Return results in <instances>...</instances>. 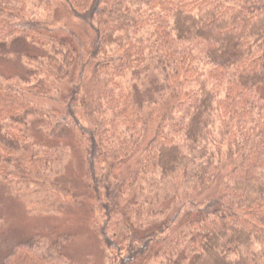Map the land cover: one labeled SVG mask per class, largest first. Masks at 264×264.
Wrapping results in <instances>:
<instances>
[{"label":"trees","instance_id":"trees-1","mask_svg":"<svg viewBox=\"0 0 264 264\" xmlns=\"http://www.w3.org/2000/svg\"><path fill=\"white\" fill-rule=\"evenodd\" d=\"M57 3L86 41L52 28ZM17 38L40 52L20 87L0 80V159L23 146L30 118L53 135L81 109L75 76L91 66L101 90L77 138L117 263L264 264V0H0V46ZM54 83L68 86L56 118L35 100ZM51 143L23 146L21 166L70 200ZM213 185L212 198H191ZM0 264L69 263L32 238L8 243Z\"/></svg>","mask_w":264,"mask_h":264},{"label":"rangeland","instance_id":"rangeland-1","mask_svg":"<svg viewBox=\"0 0 264 264\" xmlns=\"http://www.w3.org/2000/svg\"><path fill=\"white\" fill-rule=\"evenodd\" d=\"M48 18L53 29L64 28L69 31L74 42L83 43L89 37L87 27L71 17L68 9L61 3L55 4ZM34 51L40 52L24 38L12 39L0 46V80L10 79V84L20 87L23 71L32 67L28 57ZM75 84L86 89L78 99V104L83 105L81 109L70 115L66 114L67 119L58 124L53 135L49 134L52 132L51 128H44L43 124H46L47 119L41 121L30 118V133L23 144L24 147L37 148L56 142L63 149L66 157L58 181L73 193L72 197L67 200L63 191L57 189L53 194V189L49 186L40 190L32 185L33 182L44 187L43 182L32 180L27 174L28 171L21 166L20 153L23 146H17L14 155L7 156L10 161L0 159V260L8 243L35 238L57 248L69 264H118L117 256L121 253L118 246L109 248L104 237L99 234L104 212L99 206L90 208L94 195L88 189L89 181L85 171L86 146L84 141H78L77 138L78 131L82 128L89 130L95 120L87 115L95 107L93 99L97 89L101 90V82L95 78L90 66L85 68L82 77L75 76ZM66 89L68 90L67 85L58 86L54 83L50 96L35 100L54 118L59 117L65 114V103L68 100ZM82 95L86 101H80ZM149 125L148 131L151 129V122ZM3 129L6 128L0 126V134ZM0 141L5 144L1 137ZM217 188L213 185L191 198H195L196 203L200 204L204 202L202 200L215 196ZM97 214L101 216L100 219ZM107 233L109 231L106 235ZM122 246L124 245L121 248Z\"/></svg>","mask_w":264,"mask_h":264}]
</instances>
